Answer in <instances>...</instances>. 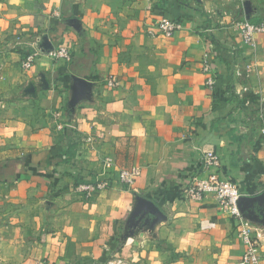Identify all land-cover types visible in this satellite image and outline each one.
Instances as JSON below:
<instances>
[{"label":"crops","instance_id":"crops-1","mask_svg":"<svg viewBox=\"0 0 264 264\" xmlns=\"http://www.w3.org/2000/svg\"><path fill=\"white\" fill-rule=\"evenodd\" d=\"M162 16L181 24L171 37L158 29ZM262 16L259 0H0V176L70 186L78 175L99 177L113 159L109 189L87 199L58 194L66 214L30 261L238 263L236 224L211 197L183 194L212 150L242 194L243 217L264 233V34L245 44L237 27ZM41 43H65L71 60L24 70L25 52ZM235 69L245 71L240 80ZM110 74L115 88L105 84ZM233 86L247 87L239 103ZM56 111L73 127L57 130ZM130 165L141 173L124 189L114 178Z\"/></svg>","mask_w":264,"mask_h":264},{"label":"built area","instance_id":"built-area-1","mask_svg":"<svg viewBox=\"0 0 264 264\" xmlns=\"http://www.w3.org/2000/svg\"><path fill=\"white\" fill-rule=\"evenodd\" d=\"M164 2V1H163ZM157 26L161 34L165 37H171L181 24L178 20L169 16H162L157 22ZM237 27L240 31L242 42L250 44L254 41L257 34H264V16L253 21L249 18H244L237 22ZM43 58L50 61L69 62L72 58L71 50L65 43L58 44L53 47H43L39 45H30V48L25 52L21 59V67L24 70L30 69L34 64ZM201 70L208 74L206 84L211 86L214 84V79L210 72L209 55H203L201 59ZM105 84L109 88L118 86L119 81L116 76L108 75L105 79ZM247 91V87L241 86L235 92L242 96L243 92ZM54 124L57 130H65L68 127H73L67 121L64 114L60 111L53 112ZM264 131V129H263ZM85 142L92 143L93 136L88 135L84 138ZM113 163L111 157H105L103 160V169L99 177L95 179H83L73 187V191L82 199H87L95 194L107 190L112 185V179L109 178L106 167H110ZM201 171L203 175L193 176L185 187L183 197L192 201H202L205 197H211L217 209L225 214V216L236 224L237 237L243 246V252L237 264H264V250L262 244L264 233L254 228L247 219L243 217L241 209L242 194L237 185L231 180L223 178L219 174L220 158L212 150H204L199 159ZM141 169L137 165L122 167L118 170L114 182L120 184L124 189L131 188L137 178L140 176ZM124 255L111 257L106 264H124Z\"/></svg>","mask_w":264,"mask_h":264},{"label":"rangeland","instance_id":"rangeland-1","mask_svg":"<svg viewBox=\"0 0 264 264\" xmlns=\"http://www.w3.org/2000/svg\"><path fill=\"white\" fill-rule=\"evenodd\" d=\"M259 1L264 11V0ZM243 72L235 69V77L240 80ZM234 87H230L232 95L239 103L243 96H239ZM0 177V264H37L38 261H30L33 253L41 249L39 244L53 230L54 217H62L65 213L62 210L65 204L55 199L61 192L60 197H79L72 189L83 181L82 177L78 175L70 186H55L46 175L40 178L31 175L25 178L7 175ZM69 189L72 195H63Z\"/></svg>","mask_w":264,"mask_h":264},{"label":"water","instance_id":"water-1","mask_svg":"<svg viewBox=\"0 0 264 264\" xmlns=\"http://www.w3.org/2000/svg\"><path fill=\"white\" fill-rule=\"evenodd\" d=\"M39 46H43V47H46V48H51V47H53L52 45H45V44H43V43H41V44H39ZM241 199H242V197H241Z\"/></svg>","mask_w":264,"mask_h":264},{"label":"trees","instance_id":"trees-1","mask_svg":"<svg viewBox=\"0 0 264 264\" xmlns=\"http://www.w3.org/2000/svg\"><path fill=\"white\" fill-rule=\"evenodd\" d=\"M83 180V179H82Z\"/></svg>","mask_w":264,"mask_h":264}]
</instances>
